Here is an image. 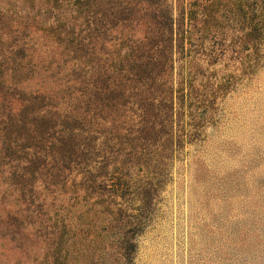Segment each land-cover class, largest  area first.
<instances>
[{
    "label": "rangeland",
    "instance_id": "1",
    "mask_svg": "<svg viewBox=\"0 0 264 264\" xmlns=\"http://www.w3.org/2000/svg\"><path fill=\"white\" fill-rule=\"evenodd\" d=\"M30 6L0 0V56L8 45H23L28 55L34 46L44 67L46 42L32 28L44 23V5ZM218 8L188 27L185 50L173 56L172 84L185 86L188 122L191 114L203 128L170 167L157 170L169 173L157 196L113 200L101 183V161L94 193L60 165L55 177L48 166L21 202L1 180L0 264H264V0H222ZM35 72L26 92L61 85ZM96 138L100 149L104 139ZM146 172L134 168L133 184ZM105 203L145 213L133 211L123 220L130 225L117 230L101 211Z\"/></svg>",
    "mask_w": 264,
    "mask_h": 264
},
{
    "label": "trees",
    "instance_id": "2",
    "mask_svg": "<svg viewBox=\"0 0 264 264\" xmlns=\"http://www.w3.org/2000/svg\"><path fill=\"white\" fill-rule=\"evenodd\" d=\"M21 1L31 9L38 0ZM41 1L45 20L32 28L46 42L47 65L41 67L34 46L28 55L29 48L8 45L0 56V164L8 168L0 181L21 202L48 166L55 177L60 165L94 193L92 173L101 161V183L113 200H152L169 177L157 170L170 167L203 128L191 114L188 122L185 86L172 84L173 56L185 50L188 27L216 14L222 0ZM35 70L61 85L26 92ZM96 136L104 139L100 149ZM141 167L148 172L134 185L131 171ZM107 205L101 211L117 230L130 225L123 220L133 211L145 213Z\"/></svg>",
    "mask_w": 264,
    "mask_h": 264
}]
</instances>
